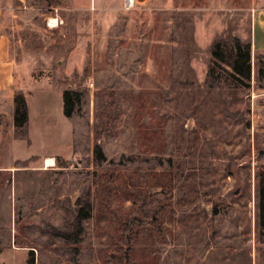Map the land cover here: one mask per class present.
Returning a JSON list of instances; mask_svg holds the SVG:
<instances>
[{
    "label": "rangeland",
    "instance_id": "obj_1",
    "mask_svg": "<svg viewBox=\"0 0 264 264\" xmlns=\"http://www.w3.org/2000/svg\"><path fill=\"white\" fill-rule=\"evenodd\" d=\"M126 4L10 2L12 97L30 110L10 161L0 97V264H264V53L242 84L211 57L249 44L259 0ZM64 91L81 95L70 118ZM77 202L72 245L56 233Z\"/></svg>",
    "mask_w": 264,
    "mask_h": 264
},
{
    "label": "trees",
    "instance_id": "obj_2",
    "mask_svg": "<svg viewBox=\"0 0 264 264\" xmlns=\"http://www.w3.org/2000/svg\"><path fill=\"white\" fill-rule=\"evenodd\" d=\"M250 45L234 41L232 44L216 42L211 48L212 63L215 66L225 65L231 72L229 76L237 83H244L250 80ZM212 73V71H211ZM211 75V74H209ZM63 115L70 118L74 113H78L81 106V95L74 91H64L62 93ZM13 126L21 129L28 122V110L25 98L22 95H15L13 98ZM96 159L103 158L100 148L95 149ZM75 226L72 232L56 233L60 238L68 241L72 245L80 242L82 234V222L89 217L91 206L88 202L80 203L76 206ZM264 226V213H263Z\"/></svg>",
    "mask_w": 264,
    "mask_h": 264
},
{
    "label": "crops",
    "instance_id": "obj_3",
    "mask_svg": "<svg viewBox=\"0 0 264 264\" xmlns=\"http://www.w3.org/2000/svg\"><path fill=\"white\" fill-rule=\"evenodd\" d=\"M13 0H0V97L4 96L7 104L9 105L10 112V133L11 139L9 140L8 154L10 161L19 158L22 154L14 150L13 139V93L15 88V75L17 74V66L15 62L13 43L9 34L4 31V22L8 16V11L12 10L10 2ZM56 26V25H55ZM253 53H264V0H259V5L253 8V16L251 21V30L247 41ZM9 96V99H8ZM9 100V101H8ZM26 101V100H25ZM62 100L60 99V102ZM27 110H30V102L27 99ZM1 106V105H0ZM2 107V106H1ZM0 110H2L0 108ZM63 114V102H62ZM29 115V114H28ZM51 125V120L48 123ZM48 128H51L49 126ZM53 159L52 157H47Z\"/></svg>",
    "mask_w": 264,
    "mask_h": 264
},
{
    "label": "bare ground",
    "instance_id": "obj_4",
    "mask_svg": "<svg viewBox=\"0 0 264 264\" xmlns=\"http://www.w3.org/2000/svg\"><path fill=\"white\" fill-rule=\"evenodd\" d=\"M130 2H132V0H130ZM48 24H49L50 27H55V25L57 24V20L56 19H50L48 21ZM52 164H53V159L47 158V160L45 161V165L46 166H50Z\"/></svg>",
    "mask_w": 264,
    "mask_h": 264
},
{
    "label": "built area",
    "instance_id": "obj_5",
    "mask_svg": "<svg viewBox=\"0 0 264 264\" xmlns=\"http://www.w3.org/2000/svg\"><path fill=\"white\" fill-rule=\"evenodd\" d=\"M130 3H131L130 0H127V4H126V5H127V6L130 5Z\"/></svg>",
    "mask_w": 264,
    "mask_h": 264
}]
</instances>
